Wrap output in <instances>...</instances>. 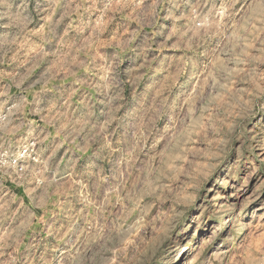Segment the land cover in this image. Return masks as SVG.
Masks as SVG:
<instances>
[{
    "label": "clouds",
    "instance_id": "obj_1",
    "mask_svg": "<svg viewBox=\"0 0 264 264\" xmlns=\"http://www.w3.org/2000/svg\"><path fill=\"white\" fill-rule=\"evenodd\" d=\"M0 264H264V0H0Z\"/></svg>",
    "mask_w": 264,
    "mask_h": 264
}]
</instances>
